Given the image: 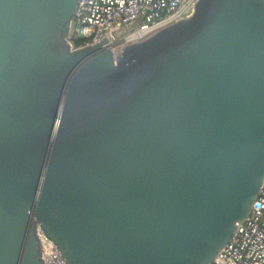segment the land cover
<instances>
[{
	"label": "water",
	"instance_id": "obj_1",
	"mask_svg": "<svg viewBox=\"0 0 264 264\" xmlns=\"http://www.w3.org/2000/svg\"><path fill=\"white\" fill-rule=\"evenodd\" d=\"M80 0H0V264H210L264 180V2L199 0L113 57Z\"/></svg>",
	"mask_w": 264,
	"mask_h": 264
},
{
	"label": "built area",
	"instance_id": "obj_2",
	"mask_svg": "<svg viewBox=\"0 0 264 264\" xmlns=\"http://www.w3.org/2000/svg\"><path fill=\"white\" fill-rule=\"evenodd\" d=\"M198 1L80 0L66 42L71 51H78L106 39L116 57L126 46L190 18ZM36 234L43 264H67L51 239L39 229ZM210 264H264V180L249 214Z\"/></svg>",
	"mask_w": 264,
	"mask_h": 264
},
{
	"label": "bare ground",
	"instance_id": "obj_3",
	"mask_svg": "<svg viewBox=\"0 0 264 264\" xmlns=\"http://www.w3.org/2000/svg\"><path fill=\"white\" fill-rule=\"evenodd\" d=\"M111 48H112V46H109V47H108V51H109V52H110Z\"/></svg>",
	"mask_w": 264,
	"mask_h": 264
}]
</instances>
